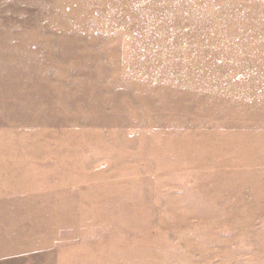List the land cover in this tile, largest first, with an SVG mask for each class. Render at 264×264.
I'll use <instances>...</instances> for the list:
<instances>
[{
  "label": "rangeland",
  "instance_id": "obj_1",
  "mask_svg": "<svg viewBox=\"0 0 264 264\" xmlns=\"http://www.w3.org/2000/svg\"><path fill=\"white\" fill-rule=\"evenodd\" d=\"M0 264H264V0H0Z\"/></svg>",
  "mask_w": 264,
  "mask_h": 264
}]
</instances>
